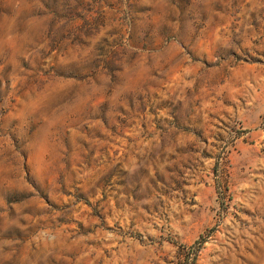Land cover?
Here are the masks:
<instances>
[{"label": "rangeland", "instance_id": "374dc122", "mask_svg": "<svg viewBox=\"0 0 264 264\" xmlns=\"http://www.w3.org/2000/svg\"><path fill=\"white\" fill-rule=\"evenodd\" d=\"M0 264H264V0H0Z\"/></svg>", "mask_w": 264, "mask_h": 264}]
</instances>
